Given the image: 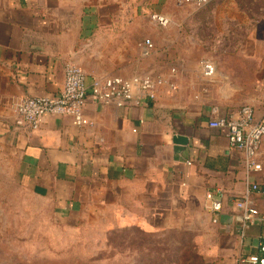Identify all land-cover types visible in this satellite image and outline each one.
Here are the masks:
<instances>
[{
	"label": "crops",
	"instance_id": "crops-1",
	"mask_svg": "<svg viewBox=\"0 0 264 264\" xmlns=\"http://www.w3.org/2000/svg\"><path fill=\"white\" fill-rule=\"evenodd\" d=\"M173 2L192 25L203 20L207 27L219 16L217 8L226 11L220 15L226 29L213 41L217 53L196 55L192 68L178 67L188 63L185 53L176 54L179 34L153 39L152 52L143 56L147 35L133 34L142 25L131 17L132 0H0V159L17 185L49 205L62 225L155 239L188 235V247L205 264L264 258V137L257 155L261 171L246 175L225 130L209 127L213 108L216 118L235 117L244 105L255 120L264 117V9L212 1L194 11ZM170 20L162 30L179 28ZM202 59L216 65L211 81L200 77ZM155 61L172 67L150 71ZM67 64L84 71L88 88L94 78H168L174 69L175 90L161 87L154 100L125 108L88 98L84 115L93 127L46 115L34 132L17 129L14 104L57 95ZM176 135L188 144L174 145ZM251 184L259 190L250 191ZM218 190L221 211L212 223L204 197ZM247 191L258 216L244 228L234 202Z\"/></svg>",
	"mask_w": 264,
	"mask_h": 264
},
{
	"label": "rangeland",
	"instance_id": "rangeland-1",
	"mask_svg": "<svg viewBox=\"0 0 264 264\" xmlns=\"http://www.w3.org/2000/svg\"><path fill=\"white\" fill-rule=\"evenodd\" d=\"M213 2L252 3L264 9V0ZM221 8L215 11L219 16L207 21L206 27L203 20L190 24L189 14L179 12L173 0H132L131 17L137 20L134 23L142 25L141 28L134 26L133 34L147 35L153 47V39L159 43L162 37L171 39L179 34L181 42L175 46L176 54L185 53L188 63L178 67L192 68L190 60L196 55L217 53L218 44L213 41L220 39L227 26L220 16L226 11ZM155 12L169 16L174 23L178 21L179 28H156L148 19ZM144 28L146 33H142ZM156 67L170 68L172 65L157 61L151 65L150 62V71ZM188 238V235L179 234L155 239L136 232L106 235L92 226L62 225L49 205L35 200L17 185L13 171L0 159V264H205L199 251L188 247ZM144 246L146 250L142 249Z\"/></svg>",
	"mask_w": 264,
	"mask_h": 264
},
{
	"label": "built area",
	"instance_id": "built-area-1",
	"mask_svg": "<svg viewBox=\"0 0 264 264\" xmlns=\"http://www.w3.org/2000/svg\"><path fill=\"white\" fill-rule=\"evenodd\" d=\"M213 0H176V6L188 7L194 11L200 10ZM155 27L164 29L171 24L170 18L163 14L152 13L148 17ZM143 56L148 57L153 50L152 43L145 39L143 42ZM200 77L204 81L213 80L216 73V65L209 59H202L199 64ZM175 73L171 69L170 76H133L99 77L92 79L89 88L86 86V74L75 64H67L64 68L63 86L60 92L51 97L22 98L14 104L13 124L23 132H34L40 128L46 115L57 117H69L72 126L76 128L93 127L94 122L84 115L85 104L90 98L93 102L115 108H125L136 105L143 99L154 100L159 88L167 87L169 91L175 90L171 80ZM217 109L213 108L211 114L215 117L209 122L210 128L223 129L226 132L228 148L242 154V167L246 175L261 171V165L257 162L258 148L264 137V117L257 121L254 119L253 110L244 105L239 108L235 117L219 118ZM250 191H258L257 184L249 186ZM206 193L204 197L205 207L213 215L212 223H216V216L221 211L220 198L222 191ZM248 191L234 202L235 208L241 213L242 227L252 224L258 216V211L248 198ZM260 251L264 252V242L260 244ZM243 264H264V258L250 256L240 259Z\"/></svg>",
	"mask_w": 264,
	"mask_h": 264
},
{
	"label": "water",
	"instance_id": "water-1",
	"mask_svg": "<svg viewBox=\"0 0 264 264\" xmlns=\"http://www.w3.org/2000/svg\"><path fill=\"white\" fill-rule=\"evenodd\" d=\"M173 143H174V145H177V146H185L188 144V139L185 137H181L179 135H176L173 139Z\"/></svg>",
	"mask_w": 264,
	"mask_h": 264
},
{
	"label": "trees",
	"instance_id": "trees-1",
	"mask_svg": "<svg viewBox=\"0 0 264 264\" xmlns=\"http://www.w3.org/2000/svg\"><path fill=\"white\" fill-rule=\"evenodd\" d=\"M245 4H247V3H245ZM247 5H249V6H254L252 3H251V4H247Z\"/></svg>",
	"mask_w": 264,
	"mask_h": 264
}]
</instances>
